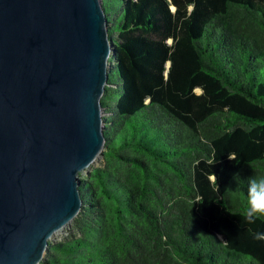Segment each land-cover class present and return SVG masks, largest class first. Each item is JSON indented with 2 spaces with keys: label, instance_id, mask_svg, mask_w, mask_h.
I'll return each mask as SVG.
<instances>
[{
  "label": "trees",
  "instance_id": "trees-1",
  "mask_svg": "<svg viewBox=\"0 0 264 264\" xmlns=\"http://www.w3.org/2000/svg\"><path fill=\"white\" fill-rule=\"evenodd\" d=\"M99 165L39 264H264V0H105Z\"/></svg>",
  "mask_w": 264,
  "mask_h": 264
},
{
  "label": "water",
  "instance_id": "water-1",
  "mask_svg": "<svg viewBox=\"0 0 264 264\" xmlns=\"http://www.w3.org/2000/svg\"><path fill=\"white\" fill-rule=\"evenodd\" d=\"M105 0H0V264H39L104 149Z\"/></svg>",
  "mask_w": 264,
  "mask_h": 264
},
{
  "label": "clouds",
  "instance_id": "clouds-1",
  "mask_svg": "<svg viewBox=\"0 0 264 264\" xmlns=\"http://www.w3.org/2000/svg\"><path fill=\"white\" fill-rule=\"evenodd\" d=\"M248 195L247 219L254 222L259 216L264 215V175L249 178Z\"/></svg>",
  "mask_w": 264,
  "mask_h": 264
},
{
  "label": "rangeland",
  "instance_id": "rangeland-1",
  "mask_svg": "<svg viewBox=\"0 0 264 264\" xmlns=\"http://www.w3.org/2000/svg\"><path fill=\"white\" fill-rule=\"evenodd\" d=\"M105 113V112H104ZM101 161V155L99 154L98 156H96V158L94 159V161L85 169H89L90 166H94V165H99ZM70 222L65 223L60 229H58L57 231H55L51 237H49V239H51L52 241H58L60 240V238L64 237L65 235H67L68 230L70 228Z\"/></svg>",
  "mask_w": 264,
  "mask_h": 264
},
{
  "label": "bare ground",
  "instance_id": "bare-ground-1",
  "mask_svg": "<svg viewBox=\"0 0 264 264\" xmlns=\"http://www.w3.org/2000/svg\"><path fill=\"white\" fill-rule=\"evenodd\" d=\"M60 228H61V227H60ZM60 228H59V229H60ZM57 230H58V229H57ZM57 230H56V231H57Z\"/></svg>",
  "mask_w": 264,
  "mask_h": 264
}]
</instances>
